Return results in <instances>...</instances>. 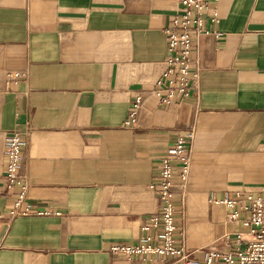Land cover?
<instances>
[{"label": "crops", "instance_id": "crops-1", "mask_svg": "<svg viewBox=\"0 0 264 264\" xmlns=\"http://www.w3.org/2000/svg\"><path fill=\"white\" fill-rule=\"evenodd\" d=\"M214 7L218 20L196 49V87L164 110L151 92L178 0H0V264H173L110 248L158 244L159 231L143 230L161 207L157 170L192 126L174 245L194 264L244 245L242 198L264 197V0ZM12 133L22 140L26 202L47 216H7ZM223 199L234 208L214 204Z\"/></svg>", "mask_w": 264, "mask_h": 264}, {"label": "built area", "instance_id": "built-area-1", "mask_svg": "<svg viewBox=\"0 0 264 264\" xmlns=\"http://www.w3.org/2000/svg\"><path fill=\"white\" fill-rule=\"evenodd\" d=\"M219 0H178L179 8L164 29L168 57L166 70L155 84L152 94L164 110L184 103L199 80L196 49L201 36L210 34L207 25L216 23L218 13L214 5ZM210 4L213 6L211 7ZM220 37V33H214ZM19 73L10 74L17 80ZM143 106L140 95L135 96L128 108V121L135 124ZM196 128L190 127L173 141L169 155L160 161L157 170L155 193L160 202L157 214L148 218L143 230L159 231L158 244L117 245L110 252L127 258L134 256H159L172 258L173 264H194L190 255L175 247L177 200L184 205L185 185L189 176V151ZM5 148L4 180L13 197L7 212L9 219L21 216H47L49 212L37 211L26 202L28 184L20 175L22 140L17 133L7 137ZM177 186V187H176ZM177 190V193L176 191ZM214 204L234 208L232 199L216 200ZM241 209L248 214L242 222L248 229L244 245L234 251H209L201 264H264V197L245 196Z\"/></svg>", "mask_w": 264, "mask_h": 264}]
</instances>
